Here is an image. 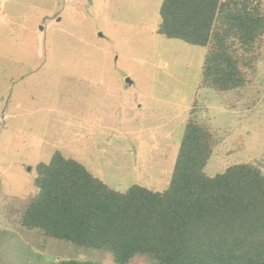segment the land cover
<instances>
[{
	"label": "rangeland",
	"instance_id": "rangeland-1",
	"mask_svg": "<svg viewBox=\"0 0 264 264\" xmlns=\"http://www.w3.org/2000/svg\"><path fill=\"white\" fill-rule=\"evenodd\" d=\"M162 1L0 0V264H117L20 224L56 151L116 191L163 192L194 116L214 135L208 176L264 175V44L246 86L199 88L207 48L158 34Z\"/></svg>",
	"mask_w": 264,
	"mask_h": 264
},
{
	"label": "trees",
	"instance_id": "trees-1",
	"mask_svg": "<svg viewBox=\"0 0 264 264\" xmlns=\"http://www.w3.org/2000/svg\"><path fill=\"white\" fill-rule=\"evenodd\" d=\"M160 17L158 34L207 48L199 88L227 93L251 81L264 44L263 0H163ZM214 147L213 133L190 117L169 187L124 193L56 151L36 167L38 194L20 224L109 251L117 264L137 255L151 264H264V175L236 164L208 176Z\"/></svg>",
	"mask_w": 264,
	"mask_h": 264
},
{
	"label": "water",
	"instance_id": "water-1",
	"mask_svg": "<svg viewBox=\"0 0 264 264\" xmlns=\"http://www.w3.org/2000/svg\"><path fill=\"white\" fill-rule=\"evenodd\" d=\"M127 82H129L131 84V80L130 79H128Z\"/></svg>",
	"mask_w": 264,
	"mask_h": 264
}]
</instances>
